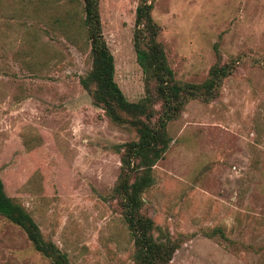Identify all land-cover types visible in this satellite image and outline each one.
<instances>
[{
    "label": "rangeland",
    "instance_id": "374dc122",
    "mask_svg": "<svg viewBox=\"0 0 264 264\" xmlns=\"http://www.w3.org/2000/svg\"><path fill=\"white\" fill-rule=\"evenodd\" d=\"M138 2L99 0L114 80L131 102L145 92ZM151 16L176 80L202 83L239 60L216 98L192 99L168 122L142 211L155 236L181 240L167 264H264V0H153ZM83 17L81 0H0V179L70 264H133L112 192L122 145L137 135L80 83L92 63ZM0 264L51 263L0 216Z\"/></svg>",
    "mask_w": 264,
    "mask_h": 264
},
{
    "label": "trees",
    "instance_id": "16d2710c",
    "mask_svg": "<svg viewBox=\"0 0 264 264\" xmlns=\"http://www.w3.org/2000/svg\"><path fill=\"white\" fill-rule=\"evenodd\" d=\"M81 1L84 17L80 26L89 42L92 63L80 83L91 94L93 103L113 123L127 126L137 135L136 140L122 145L121 173L112 192L133 241V264H167L181 240L168 233L161 237L154 235V222L142 211V195L154 182V165L169 147L168 122L176 119L190 100L216 98L222 79L231 73L239 59L215 64L202 83L176 80L164 48L157 40L160 27L151 16L153 0H139L135 10L133 47L143 73L145 92L138 101H128L114 80V59L103 37L99 0ZM0 216L20 227L33 248L51 264H70L66 253L44 238L24 206L6 195L1 179ZM215 232L228 239L219 228L212 230L211 235Z\"/></svg>",
    "mask_w": 264,
    "mask_h": 264
}]
</instances>
